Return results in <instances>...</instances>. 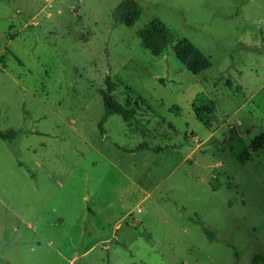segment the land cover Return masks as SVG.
Here are the masks:
<instances>
[{
  "label": "rangeland",
  "instance_id": "1",
  "mask_svg": "<svg viewBox=\"0 0 264 264\" xmlns=\"http://www.w3.org/2000/svg\"><path fill=\"white\" fill-rule=\"evenodd\" d=\"M157 20L175 36L158 57L141 44ZM184 39L210 69L178 61ZM107 77L139 126L115 115L101 135ZM0 130L19 132L0 139V264L264 259V0H0Z\"/></svg>",
  "mask_w": 264,
  "mask_h": 264
},
{
  "label": "trees",
  "instance_id": "2",
  "mask_svg": "<svg viewBox=\"0 0 264 264\" xmlns=\"http://www.w3.org/2000/svg\"><path fill=\"white\" fill-rule=\"evenodd\" d=\"M125 16H134L135 18H139L141 16V9L139 7L133 10H126L125 12L118 15V17ZM175 40V36L172 31L164 24L162 21L157 20L151 23L146 30L141 34V44L142 47L149 51L153 56H161L165 53L166 50L172 45ZM173 51L178 59V61L192 74L199 75L203 72L207 71L212 67V62L209 57H207L198 47H196L191 41L184 39L175 44L173 47ZM106 89L100 92L103 104H104V117L101 119L99 123V130L101 135L104 134L103 126L107 119L111 116H119L122 120L130 125L131 121H136V124L139 126L140 122L137 121L136 117L138 116V104H136V109H131L130 106L133 102L131 96H127L125 105L121 104L115 98L114 94L117 89V83L111 79V77H107L105 80ZM128 91H131V88L127 87ZM137 100L141 103H144L145 100L141 97V95H137ZM194 114L196 119L202 123L208 129L213 128L215 124V103L208 98L207 96L200 94L195 99L192 105ZM140 110V108H139ZM176 111V115L179 116L181 114L180 109L172 108L171 111ZM136 128V127H135ZM142 129V128H141ZM19 132L14 130L1 131L0 130V139L7 142L13 143ZM264 144V137H260L252 142L250 149L253 152H257L262 145ZM153 151L155 153H160L163 151L162 147H152L147 143H142L138 146L136 151ZM250 153L247 152L243 156V160H248L250 158ZM198 224L202 230V232L206 235V237L210 241H215L216 238L214 234L207 229L205 224L200 220H193ZM235 251V257H239V254L235 250V247H232ZM264 261V259L260 256H255L251 264H258L259 262Z\"/></svg>",
  "mask_w": 264,
  "mask_h": 264
}]
</instances>
